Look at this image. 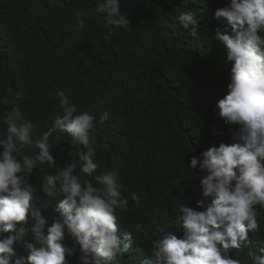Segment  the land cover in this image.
Masks as SVG:
<instances>
[{
	"label": "trees",
	"instance_id": "16d2710c",
	"mask_svg": "<svg viewBox=\"0 0 264 264\" xmlns=\"http://www.w3.org/2000/svg\"><path fill=\"white\" fill-rule=\"evenodd\" d=\"M0 264H264V0H0Z\"/></svg>",
	"mask_w": 264,
	"mask_h": 264
}]
</instances>
